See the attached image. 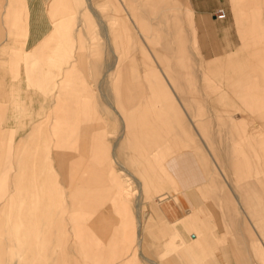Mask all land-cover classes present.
<instances>
[{
    "label": "crops",
    "instance_id": "crops-1",
    "mask_svg": "<svg viewBox=\"0 0 264 264\" xmlns=\"http://www.w3.org/2000/svg\"><path fill=\"white\" fill-rule=\"evenodd\" d=\"M46 1L45 8L44 0H0V39L5 41L14 32L24 38L20 42L25 46L23 60L28 85L45 92L44 108L39 113L30 111L34 95L20 86L19 55H12L11 76L0 67L1 125L13 130L12 126L3 123L8 116L15 119L20 113L25 116L24 132L31 124L17 141L11 138L14 146L9 158L3 156L4 150L0 151V186L3 187L0 192L8 194L5 198L1 193L0 198L3 201L0 204V264H36L34 259L38 257L43 260L38 264H48L46 259L52 257L47 253L49 244L67 243L68 233L74 237L71 242L78 244L81 261L76 264H129L135 261V244L139 248L144 241L142 227L147 216L150 213L153 220L158 212L137 198L133 215L125 198L131 187H125V181L138 185V197L140 193L158 192L163 196L159 199L162 200L164 193L159 192L168 186L174 190L180 188L189 200L192 195H202L226 201L227 196L216 193L220 182L194 138L182 102L195 99L200 103L220 105L235 101L246 106L247 100L254 96L264 108V0H229L235 11L241 45L221 62L225 68L221 75L212 73L213 69L207 66L197 74L183 57L186 41L183 22L191 23L193 14L188 0H165L169 4L162 3L163 10L158 12L162 0H148L131 9L128 16L134 27L139 25L148 33L152 32L149 28L160 32L159 39L144 34L152 44L133 31L120 7L116 8L115 19L111 18L109 24L102 23V32L90 34L87 28L74 29L75 24L90 20L86 11H77L73 22L66 20L72 19L73 12L68 16L63 11L69 8L65 6L67 0ZM73 1L84 8L89 7L93 15L99 17L91 0ZM111 1L118 5L116 0ZM135 1L129 0V3L134 5ZM171 7L180 10L171 14L174 19L169 22L164 9ZM148 15L155 19L150 25L146 22ZM5 19L12 28L8 33L2 31V20ZM88 23L98 24L92 20ZM30 24L39 26L40 32L31 34ZM172 35L175 42L170 39ZM32 41L37 42L34 49L29 48ZM111 41L116 43L115 51ZM4 49L0 48V54ZM87 64L98 94L83 75ZM52 65L58 67L60 77L52 71ZM252 91H255L254 95ZM6 101L9 103L5 104ZM239 111L241 120L233 121L228 108L215 109L229 136L235 137L232 145L226 146V151L235 155L231 165L239 182L248 175L257 178L262 175L264 182V147L253 156L257 162L255 170L252 173L246 171L250 161L247 152L253 148L248 139L255 137L258 129H248V108ZM38 115L39 120H33ZM109 126L117 130L112 139L107 135ZM197 127L210 142L207 122H199ZM3 133L0 128V146ZM38 135L46 139L40 148V162L32 163L27 173L17 172V167L24 169V163L31 161L30 150L38 148L34 143ZM99 153L106 154L111 163L107 201L106 190L99 188L106 177L94 161L91 164L86 160H96ZM261 155L262 167L258 165ZM3 165L7 168L1 172ZM3 175L11 178L13 187L21 189L20 194H11V190H7L9 182L1 178ZM68 180L70 185L75 182L95 186L88 190V196L80 198L77 209L66 203L67 192L63 186L68 185ZM69 191L71 193L72 188ZM233 198L234 211L225 204L220 205L228 216V226L248 233L251 246L256 239L263 242L264 194L254 183L243 182L237 186ZM86 204L89 212L84 211ZM190 204L185 220L171 222L165 219V226L156 227L165 236V254L173 250L186 257L183 249L186 241L180 229L194 226V220L201 219L193 214ZM152 222L147 234L154 231ZM203 224L207 226L204 220ZM53 232H57L56 238L52 236ZM119 233L129 243L123 252L115 251ZM191 235L193 242L186 248L193 251L196 235ZM228 251L236 264H250L242 235H236L224 248L226 261L230 256ZM106 257L109 260L106 261ZM60 264L70 263L63 259Z\"/></svg>",
    "mask_w": 264,
    "mask_h": 264
},
{
    "label": "rangeland",
    "instance_id": "rangeland-1",
    "mask_svg": "<svg viewBox=\"0 0 264 264\" xmlns=\"http://www.w3.org/2000/svg\"><path fill=\"white\" fill-rule=\"evenodd\" d=\"M146 1L148 0H137L135 1L134 5H131L129 3V0H124V2L116 0V2L118 3L117 5L111 0H91L92 5L94 6V11L99 16L96 17L95 15H93L92 10H89L88 8H84L83 6L76 4L73 0H67V4L65 6L69 8L64 9L63 11L67 15L71 11L73 12L72 19H66L73 22L76 21L75 16L77 14V11H86L90 18L89 21L92 20L95 24H98L92 25V23H88L89 21L87 22L83 20L78 25L75 24L74 29L87 28L88 32L92 34V32H102V23L104 22L105 24H109L112 21L111 18L115 19L116 8L120 7L123 14L127 16V21L129 24H131L130 26H132L133 31L136 32V34L137 32L140 33L141 37H144L145 41L148 44H152V42L148 40L149 38L146 39V35H148L150 38L159 39L161 38L160 32L155 28H149L148 30H152V32L150 33L142 31L139 25L137 27H134L132 19L128 16V13L131 11V9L138 8ZM188 1L190 2L193 8V14L191 18V23L187 20L183 22V33L186 40L185 54L183 57H185V60L189 64V68L196 70L197 74L201 70H205L206 66L210 69H213L212 73L216 75L224 74L225 68L221 64V62L224 61L230 54L236 52L241 45V39L238 31L235 11L233 10L229 0ZM162 3H164L165 5L169 4L168 1L164 0L163 2L162 0L161 4L158 5L159 8L157 7L159 9L157 10V12L163 10L164 6ZM43 6H45L46 8V0H44ZM219 9H224L226 13L225 17L222 19H219L217 17V11ZM164 10L165 14L167 15L168 21L172 22L174 16H172L171 14H176L180 9H178L177 7H171L167 10ZM152 17L153 16L148 15V17L146 18V22L149 25L151 21H155V19H153ZM10 27L11 26L8 23L7 19L2 20V31L4 33H8L9 29H12ZM39 28L40 27L37 25L31 26V34H38L40 32ZM42 28L44 29V27ZM23 39V37L17 35L15 32L10 33V35L5 41H2L0 39V48L5 47L3 53L0 54V67L6 72L7 76H11V74L13 73L12 68L14 66V64L11 62L12 55H19L20 59L18 61V77L21 80L20 86L23 87V91L25 89V92L29 91L28 93L34 95V98H32L31 100V106L29 110L33 112L37 111L39 113V111L45 106V103L42 101L43 93L45 92L40 90L36 86L32 88L28 85L24 70L25 46L22 45L20 42ZM170 39L175 42V37L173 35ZM35 45H37V42L32 41L30 42L29 48L34 49ZM111 48L114 51L117 48L116 43L114 41H111ZM51 69L56 75L59 73V69L57 66L52 65ZM83 75L85 76L89 84L94 88L95 92H97L96 82H94L93 74L89 64L86 65V68L83 71ZM58 77H60V75H57V78ZM6 87L7 89L10 88L12 90V87L8 88V85H6ZM254 92L255 91H252V95H254ZM1 93L2 91H0V94ZM202 102L200 103L195 99H187L182 102V107L188 113V117L190 118L188 120L190 123V127L193 130L194 138L200 144L202 148V154L204 157L206 156L205 158H207L206 160L208 162V166L215 171L214 175L216 176V178H218V181L220 182L216 188V193L220 196H227V199L226 201H222L221 199L216 200L214 197L210 196L203 197L202 195H192V197L190 198V204L189 198L180 188L178 190H174L173 188H170L168 186L162 188L159 192L164 193L165 197L162 200H159L160 198H163V196L159 195L158 192H152L146 195L145 193H140L138 197V185L125 181L124 186L127 188L131 187V192L127 193L125 195V198L127 200L129 209L133 215L135 213V204L137 198H139L140 201L145 202V204L152 205L158 212L156 218L153 220L150 213L147 216V220L144 226L142 227L144 241L139 248H137L135 244V261L130 262L129 264H236L235 261L231 258V252L228 251L230 255L227 256L229 258L228 261H226L227 258L223 256L224 248L227 247L229 242L233 240L236 235H242L245 240V248L249 257L250 264H264V241L260 242L256 239L257 241L255 240L251 246L249 243V234L246 233L243 229L229 227L227 223L228 216L225 215L220 208V205L223 207V205L225 204V206H227L230 211L235 210L234 208H236V204L233 198V193L236 191L237 186L242 184L243 182L254 183V185H256V187L260 189V193L263 195L264 182L262 181V175L258 178L252 175H248L242 181H238V174L234 170V168H232L231 165L235 155H232V153L226 151L228 150L226 146L228 147L232 145V141L235 140V137L229 136L225 129L226 125H223L222 121L215 113V109L219 110L228 108L231 111V119L233 121H240L241 116L239 110L245 108L249 109L248 112H250V114L248 116V129H258L256 136H253L252 139H248V141H250L253 145V148L251 151H249V153L247 152L250 161L248 162V167L246 168V171L252 173L257 167V162H255L253 156L255 155V152H257V150L264 147L262 145V143L264 142V108L259 104V98L257 99V97L254 96L252 99L247 100L248 104L246 106L242 104H237L235 101L222 103L220 105H213L212 103ZM8 103L9 101L5 104ZM2 104L3 99L0 96V113L3 109ZM27 112L28 111H26V113ZM39 115L33 117V120H39ZM24 117L25 116L23 115V113H20L15 119L12 116H8L6 123L3 124L12 126L13 130L10 127L2 126L0 121V128L4 131V136L1 137L2 145L0 146V151L4 150L3 156H7L9 158V155H11V149L14 146V142L17 141L20 137L24 136L29 130L31 124L28 125L25 132L24 130H22L23 122L25 121ZM199 122H207V134L210 136V142L204 135L201 134L202 132L199 131V128L197 127ZM116 131L117 130L114 126H109L107 134L108 137L112 139L115 136ZM11 138L14 142L10 141ZM45 142L46 139L42 135H38L36 137L34 143L37 144L38 148H31V161L28 160L24 163V169H21V166L19 165L20 167H17V172L21 171L23 174L27 173L29 170V166L32 163L38 164L40 162V148L43 147ZM257 142L261 145L257 144ZM15 148L16 147H14V149ZM125 150L126 153H129V148H126ZM262 158L263 157L261 155L260 163L258 164L261 167L263 165ZM86 160L91 164L94 161L95 165L101 170L104 177H106L104 182L99 185V188L106 190L104 196L105 200L107 201L109 195L107 192V188L109 185V180L107 177L109 175L110 168V161L108 156L104 153H99V156L96 160H92V158ZM112 163L114 164V162ZM5 166L6 165L2 166L1 172L5 171V169L7 168H5ZM114 167L116 168L115 164ZM4 176L5 175H3L1 178L3 180L7 179V181L9 182V188H7V190H11V194L13 192L15 194H20L19 192L21 191V189L19 187H13L10 184V181H12L11 178H7ZM24 181H27L26 183H28V179H25ZM80 184L73 182L70 185L69 181L68 185L63 186L64 190L67 192V194L65 195L66 203L70 208L77 209L78 205H80V198L88 196V190H92L95 187L89 186L88 184ZM71 188L72 192L70 193L69 190ZM0 190H3L2 186H0ZM1 193L3 194L4 192H0V198L2 197ZM26 194L28 195V192H26ZM3 195L5 198H7L8 196L7 193H4ZM2 202L3 201L0 200V204ZM16 203L19 204V201L17 200ZM189 204L192 205L191 209L193 211V214L197 215L202 220L193 219L194 221H196V224L194 226H187L186 229H183L180 225L181 222L179 221H182L183 219L185 220L184 216L187 215V210L190 208ZM86 205V210L84 211L89 212V205ZM168 212L171 213L169 214V217L167 216ZM165 219H168L171 222L179 220L177 225L179 228L181 227L180 232L184 240L186 241L187 247H189L188 244L190 242H193L191 233H194L196 235V245H194V250L190 251L188 248H186V246L183 248L186 254L185 258L182 256V254L179 253V251L172 250L170 253L165 254L167 249L164 243L165 236L163 232H158L156 229L157 226L164 224L163 222ZM203 220L207 223V226L203 224ZM151 221H153L152 223L154 224L151 227L154 231L152 230V234H147V232L150 231L149 226ZM163 226H165V224ZM9 229L11 232V227H9ZM52 236L56 238L57 232H53ZM68 237L69 240L65 244H49V247L51 246L52 249L50 247V250H47V253H49L50 256L52 254V257L46 259L48 264H60L63 259H67L68 263L70 264L80 263L81 260L78 256L77 249L78 244L75 242H71V240L74 239L72 234L68 233ZM118 237L119 241L116 244L115 251L123 252L125 250L124 246L129 245V243L122 239L123 236H121L120 233L118 234ZM208 239L210 240L209 243ZM107 257L105 258L106 261L109 260L107 259ZM40 261H43L40 257L34 259V262H36V264H38ZM103 262H105V260H103ZM99 264L103 263L101 262Z\"/></svg>",
    "mask_w": 264,
    "mask_h": 264
},
{
    "label": "built area",
    "instance_id": "built-area-1",
    "mask_svg": "<svg viewBox=\"0 0 264 264\" xmlns=\"http://www.w3.org/2000/svg\"><path fill=\"white\" fill-rule=\"evenodd\" d=\"M225 15H226V13H225L224 9H219V10L217 11V17H218L219 19L224 18Z\"/></svg>",
    "mask_w": 264,
    "mask_h": 264
},
{
    "label": "bare ground",
    "instance_id": "bare-ground-1",
    "mask_svg": "<svg viewBox=\"0 0 264 264\" xmlns=\"http://www.w3.org/2000/svg\"><path fill=\"white\" fill-rule=\"evenodd\" d=\"M56 1V0H55ZM86 5H88V4H86ZM89 8V7H88ZM58 9V8H57ZM40 10V9H39ZM45 10V9H44ZM90 10V9H89ZM49 11V10H48ZM54 11H55V9H54ZM30 13V12H29ZM55 14V13H54ZM48 15V14H47ZM43 16V15H42ZM46 16V15H45ZM30 19V18H29ZM60 21V20H59ZM30 23V22H29ZM32 23H34V22H32ZM60 23V22H59ZM35 24V23H34ZM54 24V23H53ZM68 24V23H67ZM30 25H32V24H30ZM29 25V26H30ZM62 25V24H61ZM33 26V25H32ZM105 26V25H104ZM55 27V26H54ZM53 27V28H54ZM60 27V26H59ZM56 30V29H55ZM105 31V30H104ZM23 32H25V31H23ZM29 32V31H28ZM58 32V31H57ZM30 33V32H29ZM53 33H55L54 31H53ZM60 34V33H59ZM48 35V34H47ZM53 37H56V36H53ZM106 37H109L108 35L106 36ZM56 38H58V37H56ZM69 39V38H68ZM110 42V41H109ZM39 47V46H38ZM39 49V48H38ZM105 100L107 101V102H109L108 100H107V98H105ZM114 107V106H113Z\"/></svg>",
    "mask_w": 264,
    "mask_h": 264
}]
</instances>
